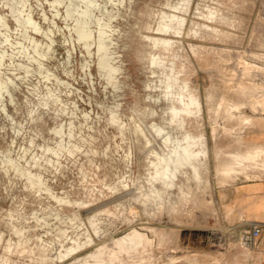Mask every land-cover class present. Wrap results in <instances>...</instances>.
<instances>
[{"label": "rangeland", "instance_id": "obj_1", "mask_svg": "<svg viewBox=\"0 0 264 264\" xmlns=\"http://www.w3.org/2000/svg\"><path fill=\"white\" fill-rule=\"evenodd\" d=\"M119 1L0 0V264H70L133 229L151 241L144 254L149 264L219 261L220 254L184 246L179 236L182 230H225L224 189L248 179L217 184L214 147L226 152L241 140L243 149L245 128L264 113V71L245 68L264 66V0ZM171 15L178 17L177 28L165 30ZM153 37L170 43L164 47ZM115 65L122 69L118 90L105 78ZM164 66L178 76L168 91L186 84L199 95L201 118L188 125L205 134L211 186L196 190L190 183L195 202L179 198L175 211L158 219L142 213L140 199L153 151L167 153L164 132L151 126L174 101L164 97ZM241 78L253 86L241 112L254 123L220 113L214 142L209 113L220 95L241 96L232 84ZM161 124L180 134L181 126L169 119ZM258 176L251 172L250 178ZM94 215L95 231L89 223ZM157 227L172 232L159 245L150 230Z\"/></svg>", "mask_w": 264, "mask_h": 264}, {"label": "bare ground", "instance_id": "obj_2", "mask_svg": "<svg viewBox=\"0 0 264 264\" xmlns=\"http://www.w3.org/2000/svg\"><path fill=\"white\" fill-rule=\"evenodd\" d=\"M176 20H178V17L175 15H171L168 19H166L164 23L165 30L169 28L176 29L177 26L174 25V22ZM179 23L180 22L178 21L177 24ZM120 38L122 37H119V39ZM153 39H154V43H160L164 47L170 43L168 38L153 37ZM49 48L50 46L46 45L45 55L43 54L45 57L49 53ZM152 64L160 65L161 62L156 58L155 59L152 58ZM104 68L105 66L102 69ZM168 68L170 69V67ZM168 68L167 66L163 67V72L165 73V77H166L164 81L165 89H166V91L164 92V97L172 96L174 98V101L169 105L166 111H163L164 116L163 115L160 116V119L161 122H163L165 119H169L170 122H174L179 126H181L180 134L176 136L173 134L172 131L165 132L164 125L161 124V122L160 124H155V123L151 124L152 129L156 134H160L164 132V134L162 135V141L163 144L168 147L165 148L167 153H165L164 156H159V154L156 151H153V153L157 155V157L155 158L154 161L151 162V165H153V170H148V174L145 177L147 192L140 199V204L142 206V213L149 216L150 218L156 216V218L158 217V219L160 218L162 213H165L167 214V216H169V213L171 211H175V208L177 207L179 202L178 200L179 198L180 200L181 199L184 201L186 200L185 202H187L188 200L195 202L194 198L195 197L197 198V196H195L194 195L195 193H192V190L189 188L190 183L195 184L196 190L208 188L209 186H211L210 178L207 176L208 166L206 161L207 149L204 141L205 134L194 133L188 125L189 119H191V121L193 119L194 122H197L201 118V116L199 115L201 110L199 95L191 91L192 90L191 87H189L186 84L180 87V89H183V91L180 92L168 91L167 89L170 87V85L173 82H175L178 78L176 74L170 75ZM245 68L248 71L251 70L264 71V66H262L259 63H254L252 65L245 64ZM121 70L122 69L119 67V65L118 66L115 65V67H109L107 70H105V72H109L108 75L106 74L105 78L110 80L108 82H111L112 84L111 87H113V89L115 90L116 89L118 90L119 88V86H116L118 84L116 74H118ZM248 74H244V75H248ZM241 80L242 81L238 80L232 83L233 86L235 87L236 93L239 92L241 96L237 94L239 98L233 96L232 100H227L224 98L223 95H220L218 102L215 104V108L212 110V113H209L210 119L212 120L211 139H213L214 142L216 140V127H217L215 124L217 122V117L220 115V113L224 112L226 115L230 117H233L234 114L236 113L235 119L237 121H240L243 124L254 123V120L251 117L244 116L241 112V108L246 104V100L252 98L248 90L250 88H253V86L250 83L246 82L244 78H241ZM3 84H5V81H0V86ZM205 97L208 99V97L210 96L207 95ZM259 102L261 104V109L264 110V100H259ZM250 104L251 105L254 104V101L253 100L250 101ZM110 120L112 122L118 121L117 117L112 112L110 115ZM61 128L62 127H60V129ZM60 129H56V132L59 133L61 131ZM135 132L143 136V132L139 128H136ZM241 144L242 142L241 140H239L237 142L238 146H236L233 150H229L226 152H222L220 148L214 147L215 170L213 171L215 178L214 180L217 182V184L224 185L229 180H234L239 175H243L245 178H250L251 172L253 173V172L264 171V147L254 145L249 147L246 151H244L243 149H241ZM14 166L15 164L13 165V167ZM249 169H257V170H249ZM34 182L35 181H30L32 185L35 184ZM140 188L141 186L137 187L138 190ZM174 191L177 192L175 193ZM193 192H195V190ZM192 194L194 196H192ZM133 198L137 200L138 194L133 196ZM106 213L111 215L116 214V212L115 214H113L112 212H108V211ZM97 217L98 216L94 215L89 218V223L94 228V231L96 230L97 227L94 226ZM150 230L153 233V235L157 236L158 245L161 244L167 238V236L169 238L170 236L169 234H172V232L170 233L167 230V228L161 229L157 227V228H150ZM150 242L151 241L147 238V236L144 233H141L133 229L116 240H111L107 244H102L100 248L90 253L87 258H82L70 264H149V260H148L149 258L147 259L146 257L148 256L146 255L144 256V254L147 252L148 245L151 244ZM79 246L80 245H78V247ZM74 248H76V246H74ZM73 250L75 249H73L72 247L68 249L69 252ZM68 251H65V254L68 253ZM59 254L61 255V253ZM62 255L64 254L62 253ZM132 258L135 259L137 258V260L129 261V259ZM194 260H195L194 262H197L196 261L197 259L194 258Z\"/></svg>", "mask_w": 264, "mask_h": 264}, {"label": "crops", "instance_id": "obj_3", "mask_svg": "<svg viewBox=\"0 0 264 264\" xmlns=\"http://www.w3.org/2000/svg\"><path fill=\"white\" fill-rule=\"evenodd\" d=\"M263 115L264 113L257 118L255 125L245 128L244 151L254 145L264 147ZM221 202L222 213L226 216L228 225H237V228L245 229L247 224L254 222L261 226V233L253 244L241 247L236 240L228 239L229 237L227 242L218 243V236L213 234L186 233L183 230L179 236L181 244L195 249L205 248L211 256L221 255L217 263L210 264H264V171H260L257 178H241L226 187ZM224 238L225 236L221 237Z\"/></svg>", "mask_w": 264, "mask_h": 264}, {"label": "built area", "instance_id": "obj_4", "mask_svg": "<svg viewBox=\"0 0 264 264\" xmlns=\"http://www.w3.org/2000/svg\"><path fill=\"white\" fill-rule=\"evenodd\" d=\"M224 229L221 232L211 233L215 236H218V243L219 242H227V238L231 240H236L239 246L247 247L252 245L254 240L260 235L261 233V226L258 223L251 222L247 224L245 229L237 228V225H225ZM222 236H225L224 239H221Z\"/></svg>", "mask_w": 264, "mask_h": 264}]
</instances>
